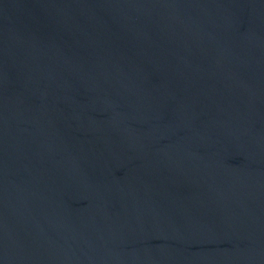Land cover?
<instances>
[{
	"label": "water",
	"instance_id": "obj_1",
	"mask_svg": "<svg viewBox=\"0 0 264 264\" xmlns=\"http://www.w3.org/2000/svg\"><path fill=\"white\" fill-rule=\"evenodd\" d=\"M0 264H264V0H0Z\"/></svg>",
	"mask_w": 264,
	"mask_h": 264
}]
</instances>
